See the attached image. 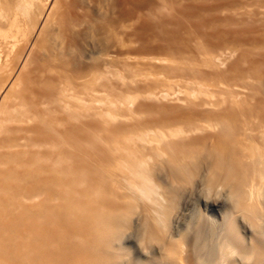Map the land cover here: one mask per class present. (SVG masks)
<instances>
[{"label":"bare ground","instance_id":"6f19581e","mask_svg":"<svg viewBox=\"0 0 264 264\" xmlns=\"http://www.w3.org/2000/svg\"><path fill=\"white\" fill-rule=\"evenodd\" d=\"M176 91L185 97L169 98ZM257 94L264 97V0H0V264L61 262L64 195L94 210L80 218L92 239L68 244L87 264H186L179 247L166 246L160 214L161 254L123 256L120 205L107 216L73 188L94 180L136 197L138 172L165 171L174 188L203 169V185L233 189L264 231ZM207 128L217 131L201 134ZM137 191L161 208L152 188ZM143 215L153 238L149 209ZM239 217L231 204L222 227L234 218L238 246L264 252V233L248 235Z\"/></svg>","mask_w":264,"mask_h":264},{"label":"rangeland","instance_id":"374dc122","mask_svg":"<svg viewBox=\"0 0 264 264\" xmlns=\"http://www.w3.org/2000/svg\"><path fill=\"white\" fill-rule=\"evenodd\" d=\"M248 95V94H246ZM185 94L176 91L175 94H170L169 98H184ZM256 98H261L264 102V97L262 94H257ZM215 100L216 98H212ZM179 104L182 102H178ZM136 106L133 105L132 109H135ZM256 109L259 112H264V104L263 105H256ZM143 115V114H140ZM256 128H258L256 126ZM156 129V128H155ZM217 131V128H207L201 134L209 135ZM245 148H248V144H244ZM198 145H194V148H198ZM254 149L256 152L263 153L264 152V143L257 141V144L254 145ZM259 150V151H258ZM248 152V151H247ZM249 154V152L247 153ZM250 155V154H249ZM206 172L202 169L199 174L193 175V177L189 176L187 178V182L185 184L180 183L174 185L175 187H171V185L175 184L172 183L170 176L164 172H154L152 174V179L155 183L161 186L164 189L165 195L170 199L174 200V211L173 215L170 219L171 221V229L178 238L181 234H184L186 231L187 225L191 224V226H195L197 219L202 217L205 218V230L207 227L208 221H214L218 227H222L223 224V217L226 212L229 211V207H231V203L226 200H212V199H205L203 198L198 191L188 192L186 190L188 185H192L195 188H200L203 185V180L205 179ZM168 176V177H167ZM213 184V183H212ZM222 184V183H221ZM215 185V184H214ZM225 185V184H222ZM171 187L172 190H177L178 195L174 193H167L165 187ZM226 186V185H225ZM227 187V186H226ZM76 191H80L83 189V197L87 200L88 205L92 206L94 200H98L97 206L101 212H104L105 215L109 216L110 212L116 211L115 204H119L120 208L118 209L124 216V220H128L131 216L137 215L136 218L133 220V232L124 234L122 238L123 246L126 248L124 252L125 257H130L135 259L136 261H147L148 258L152 257L151 252L156 251L154 254L160 255V250L156 247H153L148 254L143 252L138 244L136 238V229L139 227L145 228L142 221L143 213L145 209H148L146 205L137 204V198L132 196L131 193L129 194L128 191L124 189H120L118 186L108 185L107 188L104 185L100 186L96 181L90 180L88 188H82L81 183L75 187H73ZM184 191V192H183ZM75 192V191H73ZM78 195V194H77ZM64 203L57 212H64L65 213V228L63 231L65 233L64 239L62 241L57 240V243L60 244L61 247V262L59 264H87V260L81 253V250L71 248V245L68 244L72 242H79L80 239L83 237L86 244L88 241L92 239V236L85 231V227L81 226L80 218L83 219L88 217H92L94 210L92 208L86 207L83 209L82 207H75V202L73 201L74 197L72 195H64ZM260 200L263 203V207L260 206V211H264V190L261 191ZM78 207V208H77ZM62 208V209H61ZM42 209V208H41ZM37 214V213H36ZM240 218V225L242 226V230L247 233L248 235L251 234V230L249 229V225L244 221L242 217ZM35 219H38L35 216ZM80 221V222H79ZM149 221L151 222L154 230V225H158V230H154L153 238L150 237V234H147L150 238V243H154L157 245L156 237H160L163 235L161 232V224L158 222L157 217L155 221L151 220L149 216ZM85 223H88L85 221ZM124 226V222L121 224V227ZM145 230V229H144ZM192 239V237H190ZM188 239V241H190ZM81 242V241H80ZM62 244V245H61ZM64 245V246H63ZM73 245V244H72ZM176 247H179L180 250L183 251V256L185 255L184 245L182 241L175 242ZM63 246V247H62ZM127 255V256H126ZM161 261L162 258H160Z\"/></svg>","mask_w":264,"mask_h":264},{"label":"clouds","instance_id":"9594fccd","mask_svg":"<svg viewBox=\"0 0 264 264\" xmlns=\"http://www.w3.org/2000/svg\"><path fill=\"white\" fill-rule=\"evenodd\" d=\"M133 179L140 181L139 185L131 183V187L137 197V204H143L148 207L149 216L153 221H155L157 214L164 217L167 232L165 244L175 249V241L181 240L184 245L186 264H235L237 259L240 264H264V252L258 249L242 250L238 246L233 223L234 218L227 219L223 227H218L214 221H208L206 230L202 228L204 221L197 219L194 227L190 225L184 234H181L178 238H173L170 234V219L174 211V200H170L165 195L164 189L155 183L147 172H138L134 174ZM145 186L152 188L158 194L159 202L161 203L160 209H155V206L143 200L140 192L137 191L138 188L144 189ZM187 189L186 191L188 192L198 191L205 199H223L230 202L234 206L236 214L241 216L254 232L264 233V231L252 227V224L242 211V202L233 195V189L222 184H204L198 189L188 185ZM136 216L133 215L128 220H124V226L117 230L116 237L133 232V220ZM154 230H158V225H154ZM189 235H193L191 244L188 243ZM136 238L145 254H148L153 247L160 250L159 245L150 243V238L142 226L136 229Z\"/></svg>","mask_w":264,"mask_h":264}]
</instances>
